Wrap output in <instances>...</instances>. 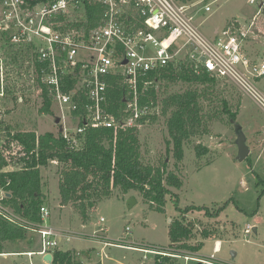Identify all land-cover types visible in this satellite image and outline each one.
<instances>
[{
	"label": "rangeland",
	"instance_id": "374dc122",
	"mask_svg": "<svg viewBox=\"0 0 264 264\" xmlns=\"http://www.w3.org/2000/svg\"><path fill=\"white\" fill-rule=\"evenodd\" d=\"M177 1L188 6L196 25L211 39L214 30L228 25L246 29L244 54L252 61L264 60V8L258 9L249 0ZM3 43L0 36V56L5 49ZM5 57V61H0V152L9 162L5 169H14L22 148L11 140V135L18 130H32L36 135L47 131L57 134L59 124L54 118L59 114L53 103L49 112L41 110L42 97L37 74L31 69V57L9 60L6 52ZM258 85L264 90V76ZM155 88L160 113L138 125L141 160L154 167H165L164 175L173 172L181 181L179 188L165 184L168 193L162 210L136 189L123 192L115 187L108 197L89 208V218L83 220L77 203L61 202L59 177L65 176L60 174L61 165L51 161L40 167L42 205L49 210L42 225L64 231L57 248L72 249L82 264H154L155 260L165 264H264L263 112L226 78L216 79L212 87L161 81ZM191 89L201 94L202 121L183 143L178 159L169 143V110L161 112L162 100ZM222 98L246 137L249 153L241 161L236 159L235 126L222 109ZM75 125L76 122L68 121V127ZM80 144L77 138L75 146ZM202 148L206 151L202 152ZM89 177L79 174L73 181L81 183ZM128 199L135 200L130 208ZM175 202L182 209L191 205L204 209L182 213ZM175 220L187 225L190 233L187 238L172 242L169 226ZM99 226L106 228L103 240L110 244L103 246L91 240ZM182 244L187 247H181ZM4 246L7 252L0 255V264H51L39 254L29 255L40 247L39 235L33 230L27 229L24 239L4 242Z\"/></svg>",
	"mask_w": 264,
	"mask_h": 264
},
{
	"label": "built area",
	"instance_id": "2783aa9c",
	"mask_svg": "<svg viewBox=\"0 0 264 264\" xmlns=\"http://www.w3.org/2000/svg\"><path fill=\"white\" fill-rule=\"evenodd\" d=\"M86 2L103 7L99 23L87 32ZM249 2L264 8V0ZM2 31L9 42L31 48V69L57 107L59 132L70 146L76 147L77 136L89 127L126 129L160 113L152 100L142 103L141 94L154 83L149 74L171 64L230 80L264 114V90L258 85L264 60L252 61L244 54L247 30L228 25L216 29L211 39L177 0H0ZM111 78L122 90L118 115L107 109ZM68 121L76 125L68 127ZM1 194L0 216L39 235L40 247L29 255L52 253L64 231L42 225L48 208L40 206L38 224L25 222L2 203ZM105 232L99 226L91 240L110 244L103 240Z\"/></svg>",
	"mask_w": 264,
	"mask_h": 264
},
{
	"label": "trees",
	"instance_id": "16d2710c",
	"mask_svg": "<svg viewBox=\"0 0 264 264\" xmlns=\"http://www.w3.org/2000/svg\"><path fill=\"white\" fill-rule=\"evenodd\" d=\"M84 9L85 21L83 25L87 32L89 28L99 23L103 7L98 3L86 2ZM76 24L81 26L80 23ZM0 36L4 41L3 46L5 44V49L0 56L1 61L6 60L5 52L9 60H16L18 57L21 59L32 57L29 45L9 42L7 31H2ZM148 78L153 79L154 83L141 94L140 101L144 103L152 100L154 105H158L157 89L155 88L157 82L175 83L182 81L209 84L212 87L216 80L207 72L195 74L189 66L183 63L163 67L150 73ZM37 81L43 103L41 110L44 109L49 112L52 103L51 97L46 87L40 84L38 78ZM110 83L112 85L109 87L107 109L114 115H118V108L122 105V90L116 86L113 78L110 79ZM200 97L201 94L197 89H191L169 95L162 100L161 112L165 113L169 110L166 120L170 137L169 143L172 144V150L178 159L182 156L183 143L192 134V129L202 121ZM221 103L229 121L235 123V114L230 111L227 101L222 98ZM155 117L156 115L151 116L152 119ZM77 138H80L81 144L79 147H74L68 144L60 132L53 134L47 131L41 135H36L32 130L14 132L11 135V140L20 145L22 155L18 156L16 161L17 168L5 169L9 162L0 152V189L4 191L2 203L9 206L25 222L32 224L41 222L39 209L42 205L43 194L41 192L40 167L48 165L51 161H56L61 165L60 174L65 176V178L59 177L61 202L77 203L78 211L83 220L89 218L91 211L89 208L93 207L95 202L102 197H108L115 187L120 188L123 192L136 189L156 203L157 209L162 210L165 195L168 193L165 184L176 188L181 186L180 179L173 172L164 175L165 167H154L142 162L138 126L117 130L106 127H89ZM201 151H206V149L202 148ZM79 174L90 177L81 183H76L73 180ZM175 204L182 213L192 209H204L203 206L194 205L185 206L182 209L178 207V203L175 202ZM222 207L218 208L215 214ZM26 232V227L19 226L0 216V253L7 252L4 250V242L22 240L26 237ZM189 233V227L179 220H175L169 226V236L172 242L187 238ZM181 247H187V245L182 244ZM145 249L149 248L145 247ZM51 264L82 263L78 254L72 249L56 248L52 251ZM154 264L165 263L155 260Z\"/></svg>",
	"mask_w": 264,
	"mask_h": 264
},
{
	"label": "water",
	"instance_id": "95a60500",
	"mask_svg": "<svg viewBox=\"0 0 264 264\" xmlns=\"http://www.w3.org/2000/svg\"><path fill=\"white\" fill-rule=\"evenodd\" d=\"M260 7H262V5H260ZM54 119H55L54 122L56 124H59V131H60L61 130V126H60V123H59L60 122V117L56 116ZM234 126H235V134H236L235 142H236L237 147H238L236 159L241 161L248 155L249 147L246 144V137L244 135V132L242 131L241 126L239 124H237V122L234 123ZM134 203H135V200L128 199L127 207L130 208ZM42 259L46 263H51L52 262V253H49V252L45 253L43 255Z\"/></svg>",
	"mask_w": 264,
	"mask_h": 264
},
{
	"label": "crops",
	"instance_id": "0c3cea01",
	"mask_svg": "<svg viewBox=\"0 0 264 264\" xmlns=\"http://www.w3.org/2000/svg\"><path fill=\"white\" fill-rule=\"evenodd\" d=\"M215 31L216 30H214V33H215ZM1 193H4V191H1ZM56 229H60V228H56ZM219 244V241H217V243H216V247H217V245ZM33 251H35V250H33ZM1 254H5V253H0V255ZM8 254V253H7ZM10 254H13L12 252L10 253ZM42 258H43V255H42Z\"/></svg>",
	"mask_w": 264,
	"mask_h": 264
},
{
	"label": "flooded vegetation",
	"instance_id": "af4514ba",
	"mask_svg": "<svg viewBox=\"0 0 264 264\" xmlns=\"http://www.w3.org/2000/svg\"><path fill=\"white\" fill-rule=\"evenodd\" d=\"M1 61V60H0ZM0 65H1V63H0Z\"/></svg>",
	"mask_w": 264,
	"mask_h": 264
}]
</instances>
